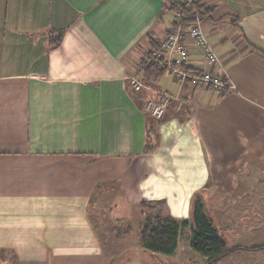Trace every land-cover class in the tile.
<instances>
[{
  "label": "crops",
  "instance_id": "1",
  "mask_svg": "<svg viewBox=\"0 0 264 264\" xmlns=\"http://www.w3.org/2000/svg\"><path fill=\"white\" fill-rule=\"evenodd\" d=\"M200 4L219 63L192 50L187 66L232 88L173 79L177 87H161L166 73L134 95L126 78L178 15L165 0H0L3 256L14 264H102L96 210L126 217L143 202L187 221L181 230L190 238L196 198L214 228L227 224L226 208L222 222L206 213L217 201L251 215L247 230L260 229L264 58L255 50L264 54V0ZM161 92L176 99L155 124L145 103H159ZM178 247L179 238L173 255Z\"/></svg>",
  "mask_w": 264,
  "mask_h": 264
},
{
  "label": "rangeland",
  "instance_id": "2",
  "mask_svg": "<svg viewBox=\"0 0 264 264\" xmlns=\"http://www.w3.org/2000/svg\"><path fill=\"white\" fill-rule=\"evenodd\" d=\"M169 74L168 72L167 75L170 78L165 75L161 79V87L164 85H167V88L177 87V85H173L172 79L174 81L175 79ZM143 84L146 87L143 91L153 90L150 83L143 82ZM161 120L153 121L157 124ZM216 203L217 201L211 204L206 203L205 210L208 216L215 218L216 222H222L224 218V214L219 213V210L224 207L228 211L226 215L227 224L224 227L218 223L215 225L219 237L224 241L228 250L237 247L248 248L252 247L253 244L256 245L254 247L264 244V214L262 215L260 229L254 231L251 229L247 230L244 220L251 215L237 213V209L233 205L220 206ZM111 208V213H109L111 210H107V213L103 214L99 213L100 210H96L97 213L94 214L95 220L99 219L96 222L99 227L96 226V228L98 229L104 249L102 264H205L203 258L190 249L191 233L189 230L180 231L179 247L175 255L166 256L152 253L143 247L140 241L143 218L139 215V211L142 215L155 216L156 207L153 209L151 206V209L136 207L135 210L130 209L126 217H121L118 214L117 208ZM3 259H7L8 264H14L11 257L7 255L3 256L0 253V264L3 262ZM217 264H264V250L255 252L236 251L220 260Z\"/></svg>",
  "mask_w": 264,
  "mask_h": 264
},
{
  "label": "trees",
  "instance_id": "3",
  "mask_svg": "<svg viewBox=\"0 0 264 264\" xmlns=\"http://www.w3.org/2000/svg\"><path fill=\"white\" fill-rule=\"evenodd\" d=\"M168 4L170 11L176 12L180 16V22L174 23L172 28L177 24L182 28H187L191 22L189 9L185 5L183 0H165ZM205 14L204 9L202 10V20ZM203 22V21H202ZM169 32V31H168ZM167 32V34H168ZM166 34V35H167ZM61 39V35L58 37L56 43ZM161 41V40H160ZM159 41V42H160ZM159 43L153 45L151 49L158 48ZM149 50V52L151 51ZM254 50V49H252ZM263 58L264 54L258 52ZM147 52L145 55H148ZM145 55L143 57H145ZM164 59H151L148 62H141L140 65H143V74L141 75V80L143 82L150 83L154 85L160 76L169 72L165 64L163 63ZM185 70H194L190 66L183 65ZM201 71V70H200ZM170 73V72H169ZM171 75V74H169ZM184 85L190 84L189 81H185ZM182 84V85H183ZM209 89V88H202ZM143 91V90H142ZM142 91L135 93L137 95ZM132 95V96H134ZM140 207L142 209H147L150 207V203H141ZM142 227L140 231V241L143 247L152 253H158L166 256H171L174 254L177 244L180 230L188 226L187 221H177L170 217H162L160 215H143ZM191 243L190 249L200 255L205 259V264H217L220 260L228 256L229 254L245 250L250 252L264 250V246L258 247H237L231 250L226 248L224 241L219 237L216 229L212 226L209 220L203 214V208L198 200L194 199L192 202L191 209Z\"/></svg>",
  "mask_w": 264,
  "mask_h": 264
},
{
  "label": "built area",
  "instance_id": "4",
  "mask_svg": "<svg viewBox=\"0 0 264 264\" xmlns=\"http://www.w3.org/2000/svg\"><path fill=\"white\" fill-rule=\"evenodd\" d=\"M191 18L187 28L176 25L171 28L168 34L159 42L156 49H151L148 55H145L143 62L146 63L151 59H164V64L169 70L171 76L182 85L185 81L198 88H209L219 93H224L232 87L224 83L223 78L214 76L210 72L200 71L198 69L185 70L190 52L197 51L204 57L206 62L213 66L219 63V59L210 45L208 38L203 30L202 10L203 6L200 0H183ZM180 22V16L177 15L175 23ZM143 74V65H139L134 75L126 78L129 93L135 94L146 87L143 85L141 75ZM161 98L159 103L147 100L145 103V111L153 120H160L164 117L167 107L174 99L166 92L159 93ZM176 99V98H175Z\"/></svg>",
  "mask_w": 264,
  "mask_h": 264
}]
</instances>
